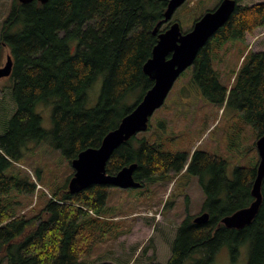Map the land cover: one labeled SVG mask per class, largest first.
I'll use <instances>...</instances> for the list:
<instances>
[{"label":"trees","instance_id":"1","mask_svg":"<svg viewBox=\"0 0 264 264\" xmlns=\"http://www.w3.org/2000/svg\"><path fill=\"white\" fill-rule=\"evenodd\" d=\"M166 6L167 0H48L46 4L12 0L0 31L13 68L8 88L11 104L0 107V264H85L97 243L122 233L117 222L104 218L110 195L117 189L111 186L94 185L71 194L66 183L50 192L41 210L23 212L31 205L25 200L38 191L17 164L32 154L30 146L40 143L52 145L71 163L81 151L99 147L117 128L153 86L142 68L151 58L158 34L168 28ZM207 11H201L194 22ZM262 27L264 1L240 5L236 0L228 21L189 68L190 87L218 107L233 108L240 122L253 126L257 139L264 135V49L242 57L228 86L220 82L213 60L227 43L242 41ZM100 77L99 96L89 107V90ZM131 95L138 97L128 107ZM40 105L51 108L49 130L42 127ZM146 132L147 136L135 135L121 144L106 172L114 175L136 164L133 178L140 187L129 193L146 200L154 186L195 177L205 193L202 213L209 214L204 224L186 216L165 264H213L223 246L235 252L244 243L249 244L247 264H264V178L263 202L251 224L236 230L221 223L252 203L257 156L248 166L236 167L228 179L224 159L199 149L168 148L164 120L156 126L149 121ZM35 176L40 181L39 172Z\"/></svg>","mask_w":264,"mask_h":264},{"label":"rangeland","instance_id":"2","mask_svg":"<svg viewBox=\"0 0 264 264\" xmlns=\"http://www.w3.org/2000/svg\"><path fill=\"white\" fill-rule=\"evenodd\" d=\"M201 1V3H200ZM221 0H186L178 8L167 26L179 22L182 31L190 30L194 19L203 10L215 9ZM240 5H251L264 0H237ZM12 0H0V31L6 19ZM205 13V12H204ZM203 14V13H202ZM201 14V15H202ZM200 15V16H201ZM264 49V27L247 34L244 40L231 41L219 50L213 60L214 70L220 76L223 85H231L242 57ZM8 48L0 44V64L9 56ZM191 72L188 68L173 84L164 105L150 118L152 126L164 120L167 124V147L171 150L192 152L195 149L208 152L226 161V176L233 178L236 167H246L258 159L255 147L256 132L252 125L240 122L237 112L231 107H218L207 101L189 85ZM5 82H0V86ZM102 78H98L88 96L89 107L94 106L100 93ZM8 88V87H7ZM0 94V107L10 106L9 92ZM10 88V87H9ZM7 90V91H6ZM138 95H131L127 106L137 101ZM0 102V104H1ZM37 112L42 117V127L52 128L51 108L38 106ZM153 128V127H152ZM146 135L147 132L137 134ZM32 154L26 160H20L18 167L25 170L37 185L36 194L25 200L31 205L23 212L41 210L50 192L62 188L73 175V169L67 159L52 145L40 143L32 145ZM39 172L40 181L35 174ZM153 195L149 200L129 193L130 189H116L110 195V209L104 215L108 221L117 222L122 233L116 239H107L97 243L90 251L84 263L105 262L112 264H165L170 257V243L180 223L189 214L193 218L202 213L205 199L203 188L197 178L182 176L173 181L151 188ZM132 191L134 189H131ZM188 198V202L186 200ZM22 212V213H23ZM249 244H241L232 252L225 245L216 254L213 264H247Z\"/></svg>","mask_w":264,"mask_h":264},{"label":"water","instance_id":"3","mask_svg":"<svg viewBox=\"0 0 264 264\" xmlns=\"http://www.w3.org/2000/svg\"><path fill=\"white\" fill-rule=\"evenodd\" d=\"M17 1L27 4L35 0ZM36 1L41 4L48 2V0ZM185 1L167 0L164 21H170L174 12ZM235 7L236 0H221L215 9L203 13L192 24L189 31L183 32L178 22H172L165 31L158 34L151 58L142 68L144 74L153 80V86L146 91L131 112L121 119L117 128L103 138L99 147L87 148L71 161L73 176L68 181V190L71 194H76L94 185L111 186L121 190L140 187V183L133 178L136 164H131L116 174L110 175L106 172L108 161L121 144L139 133L146 132L150 118L164 105L175 81L184 71L193 66L200 49L228 21ZM156 31L155 28L153 33L155 34ZM11 70L12 60L10 56H7L4 67L0 68V78L8 76ZM255 147L258 153V165L251 188L253 201L248 207L221 220V223L228 229L240 230L251 224L263 202L261 184L264 178V135L257 139ZM208 218L209 214L203 212L196 216L193 222L204 224Z\"/></svg>","mask_w":264,"mask_h":264},{"label":"flooded vegetation","instance_id":"4","mask_svg":"<svg viewBox=\"0 0 264 264\" xmlns=\"http://www.w3.org/2000/svg\"><path fill=\"white\" fill-rule=\"evenodd\" d=\"M0 44L3 45V46L5 47L4 43H2L1 41H0ZM6 59H7V58H6ZM5 63H6V62H5ZM5 63H4V64L1 63V64H0V68L4 67ZM12 69H13V68H12ZM11 74H12V70H11V73H10L8 76L1 77V78H0V82H4V81H9V82H10L9 84H7V82H5L4 85L0 86V94H2V95H3V93L5 92V91H3L4 88H7V87L9 88V87L12 86ZM8 88H7V90H8ZM7 90H6V91H7ZM0 99H2V97H1ZM201 211H202V209H201ZM201 214H202V213H201ZM214 260H215V259H214Z\"/></svg>","mask_w":264,"mask_h":264}]
</instances>
